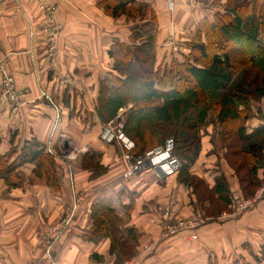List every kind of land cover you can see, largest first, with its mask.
Segmentation results:
<instances>
[{
  "label": "crops",
  "instance_id": "1",
  "mask_svg": "<svg viewBox=\"0 0 264 264\" xmlns=\"http://www.w3.org/2000/svg\"><path fill=\"white\" fill-rule=\"evenodd\" d=\"M134 1L154 13V52L165 63L173 53L160 48L162 40L175 36L180 41L173 56L187 55L199 24L220 12L212 4L226 0H174L172 11L166 0ZM48 2L57 7L60 31L54 41L35 0H0V68L22 94L15 112L8 103L0 107V155L36 141L50 156L52 175L37 158L17 168L18 185L0 179V264H264V197L237 216L227 205L223 213L213 212L216 197L198 200L179 174L165 178L147 169L123 178V149L108 140L112 120L101 123L96 106L99 83L108 79L113 85L108 51L114 39L128 41L129 19L105 15L98 0ZM51 60L72 77V85L60 83ZM209 127L199 133L195 161L186 167L180 161L187 178L195 177L213 193L224 178L228 189L234 180ZM253 128L248 132L258 127ZM64 152L76 154L70 165L59 157ZM91 160L95 167L85 164ZM77 196L81 200L71 224L46 254L45 234ZM201 209L207 223L195 232V240L182 232L160 242L150 256L134 259L137 244L158 239L164 211L185 216ZM121 243L131 244V253L119 251Z\"/></svg>",
  "mask_w": 264,
  "mask_h": 264
},
{
  "label": "trees",
  "instance_id": "2",
  "mask_svg": "<svg viewBox=\"0 0 264 264\" xmlns=\"http://www.w3.org/2000/svg\"><path fill=\"white\" fill-rule=\"evenodd\" d=\"M263 4V0L230 3L224 12L215 13L212 21L204 19L199 24L196 34L187 43L188 54L183 61L173 59L155 69L153 32L157 20L153 11L134 0H98L97 7L105 15L137 20L128 41L114 39L109 48L113 85L108 79L99 83L96 106L99 121L106 124L133 103L124 122V132L135 143L133 154L141 155L163 146L168 138L167 130L177 124L185 133L174 140L173 156L185 161V167L186 163L192 164L200 150L198 131L208 124L212 110L221 127L245 121L250 114L246 111L249 101L264 97ZM243 63L258 72L251 93L245 91L243 81L237 80L236 67ZM163 127L167 129L165 133L160 130ZM243 129L240 133L247 143L243 155L250 165V183H258L257 170L264 169V125L247 135H243ZM14 156V161L10 162ZM37 158L51 177L50 156L43 153L38 142L31 141L18 152L0 155V178L8 186L18 185L17 168ZM182 168L178 174L188 185L189 179ZM228 190L226 183H218L213 188L215 201L222 206L230 204Z\"/></svg>",
  "mask_w": 264,
  "mask_h": 264
},
{
  "label": "rangeland",
  "instance_id": "3",
  "mask_svg": "<svg viewBox=\"0 0 264 264\" xmlns=\"http://www.w3.org/2000/svg\"><path fill=\"white\" fill-rule=\"evenodd\" d=\"M45 1L49 5V8H51V10L48 13L47 12L43 13V11L39 7V1L35 0L38 10L42 14L43 18L48 17L51 19V21H53V23L57 24V18H56L57 7L54 5H51L48 2V0H45ZM240 1L242 2L245 0H226L223 4H220V1L219 2L217 1L218 3L216 2L215 4H212V6H215V8L220 9V12H224V9L226 8V6H229L230 3L237 4V3H240ZM174 6H175V3L173 0V7L171 9L168 8L169 11H172L174 9ZM258 8H260V5H258ZM262 9L263 8H261V11L263 12ZM263 13H262V16L264 17ZM136 22H137V20H134L132 18L127 20V24L129 23L128 27H131V28L134 27ZM45 28H47V27L45 26ZM156 28H155V31H156ZM30 31H32V29ZM153 33H155V32H153ZM30 34L31 33H29V35ZM31 37H32V35H31ZM179 41L180 40H178L175 36H170L167 39L162 40V42L160 44V48L164 51L170 50L171 53H173V54L165 63H163L162 61L160 62L161 58L157 57L156 53L153 51L154 57H155V59H154L155 69L160 67V66H163L165 64H169L173 59H176L178 61H183L184 55L182 56L180 54L179 56L181 58L180 57L176 58L173 56L174 53H177L176 49H178ZM153 50H154V47H153ZM157 62L159 64L156 65ZM0 74H1V76H0V80H1L2 76L5 74L4 69L0 68ZM236 74L238 75V77H237L238 82L243 81L245 91L251 93L254 90L257 79H258L257 70L254 68L248 69L247 66H245L243 63V64L238 65L236 67ZM132 107H133V103H130L129 105H127L126 108L120 110V111H122V113L119 112L120 114H118V116H116L114 119H112L111 125H112V129L116 128V120L117 121L121 120L122 131H123L124 135L126 137H128L134 143L132 138L124 132V122L127 119V116L129 114V112L131 111ZM246 111H249L250 114L248 115V117L246 116L247 119L245 121H239L237 123H226V125H224V126L222 125L221 127L216 122V118L214 115L215 111L212 110L210 112L208 119H207L208 124L210 125L209 130L215 132V133H213L214 139H218L217 141L222 145L223 149H221L220 151L223 154V159H224L225 163L229 167L228 176H230L234 180L233 182H231L232 183V185H230L231 187H229V194H230L229 197L231 196L232 193H234V194H237V196L241 197L246 202L248 201V203H246V205L250 204L249 209H245V208L242 209L241 207H244V206H242V205H244V203H241L240 204L241 207L239 208V211H237V212L233 211L230 208V206H228L229 212H231L232 215H237V216L239 214L250 212L259 203V201L264 197V169L259 168L257 170V174H256L255 179L258 181V183H255V181L250 183L252 181L250 174H249V171H248L250 165H249L247 159L243 155V150L247 148V143H245V141L242 140L241 133H240V129L244 128L243 129V133H244L243 135L250 134V132H248V131L251 128L259 127L261 122L262 123L264 122V97L259 98V99H255V100H250L248 103V109ZM259 112H260V114H258ZM207 125H204V126H207ZM204 126H202L199 129L198 134L201 132V130L204 129L203 128ZM112 129L110 130V132L113 131ZM253 129H255V128H253ZM160 130H162V132L165 133L167 129L163 127ZM146 131L149 134L151 133L149 129H146ZM181 133H185V129L181 128L180 126L175 124V125H173V127L169 128L167 130V133H166L168 136L167 139H172L173 143H174V140L178 139V136H180ZM164 143H165V141H164ZM134 146H135V143H134ZM148 151H150V150H148ZM148 151H146V152H148ZM146 152H144V153H146ZM143 154H141V155H143ZM75 155H76L75 152H73V153L64 152V153H61L59 155V157L61 159H63V161H67L68 165H70L69 163H71L75 159ZM52 157H56V156H52ZM94 162H95L94 160L86 161L85 164L92 166V167H95ZM93 169H95V168H93ZM261 173H263L262 176H260ZM176 175H178V174H176ZM188 179H189L188 180V186L190 185L189 187L193 188L192 189L194 191L193 193L196 195L198 200H200L201 198L213 199V194L209 190H207L206 186L203 185L200 180L196 179L195 177H190V176H188ZM221 183H226V185H228L226 178L221 180ZM254 185H256L257 187L255 188ZM201 195H202V197H201ZM77 199H78V196L76 197V200ZM212 208H214L213 212H216V211L217 212L220 211L221 213L224 212V211H221L223 209V206L217 201H214L212 203ZM67 211H65V213H67ZM201 211H202V209L198 212L195 211V212H193V214H189V215H185V216H177L175 214H172L170 211H167V212L164 211L163 215L165 218H164V220L161 221V223L159 225L160 233H159L158 239L143 241L142 243L137 244V247L135 249L134 259L140 260V259H143L147 256H150L153 253V251L155 250L156 246L160 242H164V241L174 237L175 235L180 234V233H176L174 235H168V234L165 235V233L162 229V223H164V222L171 225L170 227H174V226L177 227L180 224H182L183 226L184 225L189 226L192 224H196L195 223L196 218H194V217H195V215L200 214V218L202 219L203 224H201L200 226L195 228V230H194V234H195V232H197L200 228L205 226V224L207 223V219L203 216V213H201ZM74 213H75V211H74ZM74 213H73V216H74ZM221 213H218V215ZM211 214H213V213H211ZM57 222H55L54 225H56ZM116 239L118 240L119 237L117 236ZM121 244H122L121 248L117 247V249L119 251H122V253H125L127 251L131 253V248H132L131 244H128V243H121ZM28 264H39V261H31Z\"/></svg>",
  "mask_w": 264,
  "mask_h": 264
},
{
  "label": "built area",
  "instance_id": "4",
  "mask_svg": "<svg viewBox=\"0 0 264 264\" xmlns=\"http://www.w3.org/2000/svg\"><path fill=\"white\" fill-rule=\"evenodd\" d=\"M38 1L39 7L43 11V13H48L51 10L45 0ZM166 2L168 8L171 9L173 7V0H166ZM44 21L49 26V30L47 32L50 33V41H54L58 36L60 28L48 17L44 18ZM50 68L53 71L54 75L60 80L61 84H73L72 77L65 73L54 60H51ZM21 100L22 94L16 90L13 78L5 73L0 80V107L8 103L11 107V110L15 112L18 107L21 106ZM112 130L113 131L110 132L108 140L115 139L123 149V159L126 162V170L123 173L124 179H129L141 172H144L147 169L158 171L163 177L168 178L178 174V172L182 168L181 161L173 156L174 143L172 139H167L163 146L152 149L144 153L143 155H134V143L124 135L122 131L121 120H116V128H113ZM229 199V206L235 212L239 211L241 203H244V205H242L244 207H241L242 209L250 208V204L246 205L248 201L246 202L241 197L237 196V194L232 193ZM80 200V198L75 200V204L73 205V207L69 209L67 213H64V215L59 219L56 225H53L45 234L43 243L46 254L49 253V250L53 243L60 238L67 227L71 224L74 209L77 207ZM194 218H196V224H192L189 226H183L182 224H180L177 227H170L171 225L164 222L162 223V229L165 235H174L176 233L189 232L190 238L192 240H195L196 235L194 234V230L196 227L203 224V221L200 218V214L195 215Z\"/></svg>",
  "mask_w": 264,
  "mask_h": 264
}]
</instances>
